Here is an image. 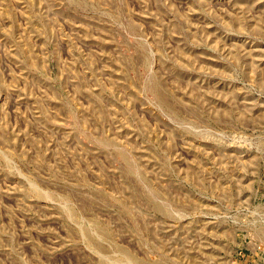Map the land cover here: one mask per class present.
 Segmentation results:
<instances>
[{
  "label": "rangeland",
  "instance_id": "obj_1",
  "mask_svg": "<svg viewBox=\"0 0 264 264\" xmlns=\"http://www.w3.org/2000/svg\"><path fill=\"white\" fill-rule=\"evenodd\" d=\"M264 0H0V264H260Z\"/></svg>",
  "mask_w": 264,
  "mask_h": 264
},
{
  "label": "crops",
  "instance_id": "obj_2",
  "mask_svg": "<svg viewBox=\"0 0 264 264\" xmlns=\"http://www.w3.org/2000/svg\"><path fill=\"white\" fill-rule=\"evenodd\" d=\"M249 255L250 256L247 255L246 260H248V259H255L260 264H264V257H263V253L261 251H254V252H252Z\"/></svg>",
  "mask_w": 264,
  "mask_h": 264
}]
</instances>
